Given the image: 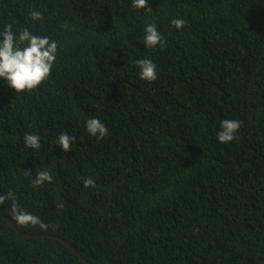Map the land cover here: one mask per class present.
Returning a JSON list of instances; mask_svg holds the SVG:
<instances>
[{"label":"trees","instance_id":"obj_1","mask_svg":"<svg viewBox=\"0 0 264 264\" xmlns=\"http://www.w3.org/2000/svg\"><path fill=\"white\" fill-rule=\"evenodd\" d=\"M147 7L0 0V31L59 45L35 90L0 78V264H264V0ZM150 23L163 48L144 45ZM137 59L156 64L155 81L140 79ZM90 118L105 137L87 133ZM225 119L241 127L220 143ZM61 133L71 151L56 145ZM25 134L41 147H25ZM44 170L53 181L34 188ZM13 203L48 230L17 224Z\"/></svg>","mask_w":264,"mask_h":264},{"label":"clouds","instance_id":"obj_2","mask_svg":"<svg viewBox=\"0 0 264 264\" xmlns=\"http://www.w3.org/2000/svg\"><path fill=\"white\" fill-rule=\"evenodd\" d=\"M131 6L135 9H146L147 0H131ZM28 17L32 21H40L43 14L40 11L32 10L28 12ZM186 21L183 19H173L171 26L179 30L185 27ZM67 28V25H61ZM144 45L147 48H155L159 45L165 46V41L154 23L147 24L144 28ZM18 35L13 33L12 25H5L0 31V78L5 79L9 86L16 93L31 92L44 83L50 76L51 69L56 60L58 50L57 41L50 40L47 36L34 35L28 28L18 29ZM139 68V77L147 82L157 79L156 64L150 59H137L135 62ZM86 131L94 137L103 138L108 134V128L99 118H90L85 122ZM241 127L239 120L225 119L221 121L220 131L217 133V140L220 143H228L236 138V133ZM25 147L39 149L41 147L40 138L36 134H25ZM74 137L61 133L56 141L64 152L71 151ZM53 176L49 171L44 170L37 173L32 180L33 187L42 186L45 182L51 183ZM83 184L86 188H94L95 182L91 177L84 178ZM11 193H9V198ZM5 203V197L0 196V204ZM58 209H62V204H57ZM12 216L20 226H38L41 230H48V225L43 223L39 217L26 212L19 205H11Z\"/></svg>","mask_w":264,"mask_h":264},{"label":"water","instance_id":"obj_3","mask_svg":"<svg viewBox=\"0 0 264 264\" xmlns=\"http://www.w3.org/2000/svg\"><path fill=\"white\" fill-rule=\"evenodd\" d=\"M6 221H8V223H10L13 227H15V226L13 225V223H12L11 220L6 219ZM19 232H20V233H23L22 231H19ZM33 236H38V235H33ZM63 241H64V240H63ZM64 243H65L69 248H71L73 252L76 253L75 248H74L71 244H69L67 241H64ZM79 256H80V255H79ZM82 259H83L85 262H87V263H89V264H92L91 262H88V261L85 260L84 258H82Z\"/></svg>","mask_w":264,"mask_h":264}]
</instances>
